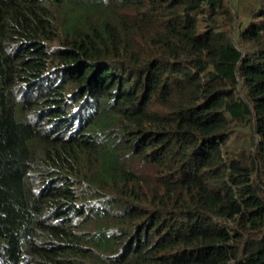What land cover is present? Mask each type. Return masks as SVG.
Listing matches in <instances>:
<instances>
[{"label": "trees", "instance_id": "16d2710c", "mask_svg": "<svg viewBox=\"0 0 264 264\" xmlns=\"http://www.w3.org/2000/svg\"><path fill=\"white\" fill-rule=\"evenodd\" d=\"M229 2L0 0V264H264V3L235 44Z\"/></svg>", "mask_w": 264, "mask_h": 264}, {"label": "rangeland", "instance_id": "374dc122", "mask_svg": "<svg viewBox=\"0 0 264 264\" xmlns=\"http://www.w3.org/2000/svg\"><path fill=\"white\" fill-rule=\"evenodd\" d=\"M242 0H230L228 7L231 9L235 16V24L234 28L232 29L231 40L235 44L238 42V33L241 30V27L252 19V15L254 11H256L257 6L261 3H264V0H245L241 3ZM259 9V8H258ZM238 83L236 85V90L239 95L243 96V84L238 77ZM237 133V141L230 145V149L235 151V155H240L243 153L245 157H248L247 152L252 151L253 147L250 146V133L246 129H238Z\"/></svg>", "mask_w": 264, "mask_h": 264}, {"label": "crops", "instance_id": "0c3cea01", "mask_svg": "<svg viewBox=\"0 0 264 264\" xmlns=\"http://www.w3.org/2000/svg\"><path fill=\"white\" fill-rule=\"evenodd\" d=\"M239 1V0H238ZM245 0H242V2L241 3H243ZM260 5H261V3L257 6V8H259L260 7Z\"/></svg>", "mask_w": 264, "mask_h": 264}]
</instances>
